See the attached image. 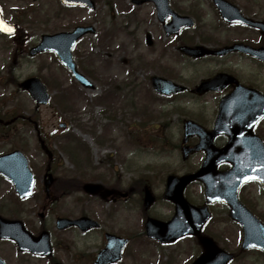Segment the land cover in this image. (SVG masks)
Wrapping results in <instances>:
<instances>
[{
  "label": "rangeland",
  "instance_id": "374dc122",
  "mask_svg": "<svg viewBox=\"0 0 264 264\" xmlns=\"http://www.w3.org/2000/svg\"><path fill=\"white\" fill-rule=\"evenodd\" d=\"M117 1V0H112ZM126 4L130 0H123ZM36 6L37 14L33 17H29L25 27L30 29V33L33 35L34 40H38L43 34L55 33L70 29L79 24H94L97 27L98 33L94 37H86L79 46L75 49L76 60L82 58L83 67L92 73L94 77L92 80L95 84L94 91H80L74 84L75 81L70 77L66 70H64L59 63L55 60L54 55L44 54L38 56L31 61H23L16 72L18 81H23L30 76H37L46 79L53 92L52 104L48 107H42L38 110V121L41 131L44 135L48 136L50 147L56 152L58 157L56 169H76L77 165H73L70 162V156L68 153L61 151L63 149L64 141L59 144L58 141L66 137L67 134H72L84 140L90 148L92 165H90L85 176H80L83 180H102L97 179L101 176L103 179H107V182L111 183L115 180L117 175L118 181L123 183H130L131 180L140 179L148 182L154 190L163 185V181L169 174H185L198 169L202 163L203 156L201 154H194L187 160H183L180 149L176 146L180 143L182 138V120L192 119L198 120L196 117L199 115L211 116L212 113H199V112H186L180 110V105L177 102L176 107H171L165 99H160L158 106L151 105L149 97L153 98V92L148 87V78L152 75L166 74L169 69L178 67L168 59H162L157 61H150L145 68L137 69V63L135 61L129 63L131 59H137L139 56H145V47L140 46L139 49H134L132 46V40L123 31H119L116 38L112 41V44L107 49L106 44H101L100 37L104 32L111 28V23H116L123 27H128L130 32H135L139 43L143 40V18L144 10H134L136 13V19L131 16L129 20L126 19V15L130 14V10H119L115 7L116 11L113 16L110 15L111 8L104 2L99 4V8L96 12H91L83 9H74L72 11L64 12L67 19L62 21L48 22L47 14L55 8L56 5L53 0H0V27L4 22L5 12H9L13 5H28ZM121 5H123L121 3ZM6 7V9H5ZM42 10L43 12L40 13ZM31 21V22H29ZM9 26H5V31L0 38V79L6 75L9 62L12 60L11 50L7 47V42L12 38V30L8 31ZM163 37H159L162 42ZM7 45V46H6ZM133 53H136L133 54ZM92 54L98 61L89 62L86 60V56ZM110 56V58H108ZM103 61H110L111 66L109 70H106ZM145 60V59H144ZM78 61V60H77ZM157 65H159L157 67ZM134 71V77L136 78V85H141L145 81V100L144 95L142 97L141 87L137 90L139 95L136 96L134 88L129 87L128 93H133L132 100H134L139 107V111H142V101L145 102L150 110H154L155 113L164 112V120L156 122L158 129L152 127L145 119V137L144 132V116L137 111L132 112L129 107H125L127 98H121L115 100L114 107L117 109L116 123L112 120L109 114L103 115L104 105H97L94 101L95 98L100 96L106 86L100 81L104 79L114 78L119 82L128 80L129 75ZM173 72V71H172ZM126 80V81H127ZM62 82L68 88L75 86L77 90L75 94L78 96L72 104V113L64 115V117L58 112L62 111L58 102L60 99L54 101L56 97L58 83ZM8 96L14 101L10 102L12 106H20L27 115H30L35 110V105L31 98L23 92L18 93L15 87H9L7 89ZM142 91V92H141ZM84 93L80 96V94ZM6 95V91L0 89V102H5L3 99ZM59 98V96H57ZM121 100V103H120ZM13 103V104H12ZM120 104V105H119ZM102 105V106H101ZM167 105V106H165ZM124 109V110H123ZM131 111V112H130ZM159 114V116H160ZM151 116L145 110V118ZM162 116V115H161ZM160 116V117H161ZM114 123V127L111 128V132L108 137V141L104 144H98L96 139L104 137V126ZM68 122V130H60L58 128L61 122ZM165 121H169V126L165 124ZM169 127V128H168ZM18 128H22V133L27 134L26 138L21 141L17 140L16 143L12 141L0 142V154L10 152L13 148L21 149L30 161V164L34 166L36 172H40L43 168L44 158L40 155V152L36 148V138L34 130H25L23 126L18 125ZM169 129V130H167ZM167 132V133H166ZM173 138L169 140L168 136L171 134ZM56 134V135H55ZM168 138H167V137ZM134 137V138H133ZM164 139L168 140L164 141ZM67 150V146L64 145ZM71 155V153H70ZM72 156V155H71ZM78 162L85 161V155L76 153L74 156ZM144 177H148L145 179ZM81 178H79L81 180ZM202 189L198 185H194L190 188L192 198H195L197 202H201L200 195ZM10 191L8 188L2 187L0 182V202H3L4 196L8 195ZM245 200L249 201L250 205L255 209L258 214L264 216V192L258 185H251L244 190L242 194ZM106 206L103 204L102 218L105 213ZM127 213L119 215V221H128L129 230L134 236L133 242L127 248L125 255L126 260H123L120 264H165L169 261V257L174 255L177 259L172 264H190L191 260L200 253L196 244L191 239H184L174 246L167 248H160L145 239V237H138L143 232V208L140 204L138 196H135L129 201ZM213 211V224L221 219H228L226 208L223 205L217 204L212 206ZM64 213L70 212L71 214H77L79 210L76 207L67 208ZM152 215H158L161 218H169L173 214V210L161 201L154 206L150 213ZM215 222V223H214ZM221 228L226 229L230 238L225 240L231 250L239 248L240 234L239 229L233 225H220ZM0 256L10 264H47L46 262L26 258L19 255L13 245L0 246ZM178 256V257H177ZM71 258V257H69ZM70 260V259H69ZM70 264H73L70 262ZM232 264H264V258L259 254L251 253L248 255H241L239 260Z\"/></svg>",
  "mask_w": 264,
  "mask_h": 264
},
{
  "label": "flooded vegetation",
  "instance_id": "af4514ba",
  "mask_svg": "<svg viewBox=\"0 0 264 264\" xmlns=\"http://www.w3.org/2000/svg\"><path fill=\"white\" fill-rule=\"evenodd\" d=\"M136 1L130 0L126 8L144 10L143 18V40L142 46L145 47V59L147 62L168 59L175 65L173 72L169 71L168 79L179 83L188 88V92L180 94L177 97H189V101H185L186 106L191 105L201 113H212V116H205V120L201 125L210 131L214 127L213 118L219 111L221 100L231 95L238 86L245 89L256 91L264 95V61L255 55V51L264 49V31L261 23L264 22V0H222L237 10L227 6L224 16L219 11L214 0H168L169 9L181 17H187L188 24L178 34L165 37V25H170L174 18L169 16L161 22L157 15V4L162 11L167 12L164 1H149L144 0L141 5ZM133 16L131 14L129 17ZM129 18L127 17V20ZM133 19L132 21H134ZM239 20V21H238ZM193 23V26L191 24ZM174 28V27H173ZM72 29L66 30L70 31ZM123 30V29H122ZM117 36V35H116ZM162 42L159 37H163ZM21 40L22 38L19 37ZM241 46L249 50L230 51L222 56L209 55L198 59L191 58L183 48L204 47L209 50H222L232 47ZM16 54L23 55L16 51ZM25 59V58H23ZM219 74H226L232 77L235 81H226L221 91H209L204 94L195 93L197 87L202 82L210 81ZM151 81V78H150ZM245 100V98H243ZM254 133L264 143V119L257 123L254 128ZM189 144L196 145L199 142L197 137L189 139ZM228 138L225 136L217 137L215 144L218 147H223L227 144ZM48 165V164H47ZM229 167H221V171H227ZM54 184L51 188L50 196L45 193V173L40 177H36V190L27 204H30V209L35 207L38 211H32L31 215L25 213V226L33 235L38 236L42 231L50 234L53 257L39 258L34 257L29 253H20L26 258H37L48 264H94L98 258V254L106 247V234L113 233L125 239H130L131 231L129 230L128 221H119L118 217L121 214H126L129 206V201L134 195L135 188L131 183L124 184L118 181L117 175L115 180L111 182L112 188H107L104 181L98 182L106 189L114 191L115 194L109 195L101 193L99 195H91L84 191V181L80 176L84 175L79 172V178L83 184H77L74 180V174L77 171L67 169L53 170ZM2 187L8 188L10 193L4 196L3 202H0V209L8 210L9 207L15 204L13 199L15 191L13 184L0 177ZM119 185V186H118ZM166 185H161L155 190L156 203L162 199V202L170 208L174 205L165 201ZM127 195V198H122L121 195ZM191 195L190 191L186 195ZM205 201V196L200 195V200ZM106 206L105 213L101 217L102 206ZM204 205V203H203ZM71 207H76L79 213L76 215L70 212L62 214V212ZM40 211V212H39ZM36 215V228L31 221ZM90 217L99 223V227L89 230H80L77 227H70L65 230L57 228V219L64 217L76 220L81 217ZM158 218V217H157ZM167 222L169 219L159 218ZM147 217H145L146 224ZM264 220V216L261 221ZM222 224H232L236 226L241 235L243 230L238 224L228 220ZM225 222V220H221ZM146 229V228H145ZM226 229L215 227L212 224H207L203 228V234L210 236L216 234L225 239L229 237ZM222 233V234H221ZM153 242V241H151ZM156 243V242H153ZM12 244L15 249L17 246L11 241L0 240V246ZM157 244V243H156ZM158 246H161L157 244ZM243 252H249L244 251ZM71 257V258H69ZM70 259V260H69ZM126 260V258H125ZM170 262V259L169 261ZM166 262L165 264H168Z\"/></svg>",
  "mask_w": 264,
  "mask_h": 264
},
{
  "label": "water",
  "instance_id": "95a60500",
  "mask_svg": "<svg viewBox=\"0 0 264 264\" xmlns=\"http://www.w3.org/2000/svg\"><path fill=\"white\" fill-rule=\"evenodd\" d=\"M64 1L70 3H83L94 7L90 0H84L82 2L80 0ZM89 32H93V29L78 28L75 33L71 35L65 36L64 34H59L55 36H45L43 43L39 47L33 49L31 54L35 55L42 51L55 50L61 60L74 72L77 79L89 87L90 85L88 81L77 73L70 54L71 47L77 39ZM200 50L203 51V53L200 52L198 54L200 56L205 53H210L204 49ZM154 81L160 83L162 87L172 88L171 84L167 81L158 78H155ZM218 81H220V77L211 82L203 83L200 91H206L213 88V84ZM21 87L31 93L38 106L41 104H48L49 96L46 92V88L42 85L39 79H29L25 81ZM160 92L172 93L173 91ZM255 101L256 106H254L253 110L252 108H242L240 103L238 107L236 106L235 110L228 111L225 106L226 103H222L213 133H207L200 127L193 125L191 122L186 124L188 132L194 129L195 133L201 136L202 143L197 146L195 150L206 151L207 157L202 168L197 173L183 176L181 178L169 177L167 194L169 195V199L174 201L177 205L176 216L172 223L181 224L184 228L174 238H159L161 241L173 242L177 237L186 234L200 235V229L204 222L209 219L210 214L206 208L197 209L190 206L183 197V192L186 186L192 181L198 180L206 185V195L210 202L221 200L230 205L232 208V217L239 221L245 228L244 248L259 247L264 250V227L247 209L240 205L237 200V190L246 182L244 179L245 176L255 175L256 177H264V145L258 139L254 137L251 138L252 134H249V136L245 135L242 139L239 137L241 130H245L247 134L249 132L251 133V130L246 128L245 121H243L245 116L252 114L255 119H257L264 115L263 97H261V99L256 97ZM223 133L229 134L230 142L224 149L217 150L213 146V139L217 135ZM185 153L187 154V151ZM224 162L231 163L233 165L232 170L226 174L217 173L216 169L218 165ZM0 171L16 183L17 190L22 197L29 195L33 181L27 167V161L20 152H14L9 156L0 158ZM256 180H260L264 186V179L256 178ZM86 189L87 191L97 193V191L100 190V187L87 185ZM153 201L154 199L152 198L150 191L146 188L145 208L147 209ZM0 221V237L15 238L11 235L8 226L12 223L2 219H0ZM80 222L82 221L68 222V225ZM151 236L156 237L154 234H151ZM200 242L204 246L206 252L194 264H228L232 259V256L219 249L212 240L200 237ZM0 264L4 263L0 261Z\"/></svg>",
  "mask_w": 264,
  "mask_h": 264
},
{
  "label": "snow or ice",
  "instance_id": "6c2138e0",
  "mask_svg": "<svg viewBox=\"0 0 264 264\" xmlns=\"http://www.w3.org/2000/svg\"><path fill=\"white\" fill-rule=\"evenodd\" d=\"M8 31H11V29H6ZM256 178H259V179H264V177H256L255 175H251V176H245L244 179L247 181V180H250V179H256Z\"/></svg>",
  "mask_w": 264,
  "mask_h": 264
},
{
  "label": "trees",
  "instance_id": "16d2710c",
  "mask_svg": "<svg viewBox=\"0 0 264 264\" xmlns=\"http://www.w3.org/2000/svg\"><path fill=\"white\" fill-rule=\"evenodd\" d=\"M74 156H75V154H74ZM72 159H73V160L76 162V159H75V157H73Z\"/></svg>",
  "mask_w": 264,
  "mask_h": 264
}]
</instances>
